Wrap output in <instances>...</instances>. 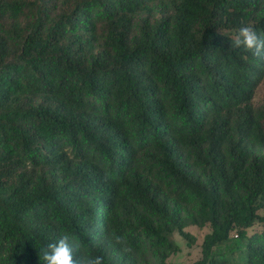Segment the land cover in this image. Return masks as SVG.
<instances>
[{
  "label": "trees",
  "instance_id": "obj_1",
  "mask_svg": "<svg viewBox=\"0 0 264 264\" xmlns=\"http://www.w3.org/2000/svg\"><path fill=\"white\" fill-rule=\"evenodd\" d=\"M244 24L264 37V0H0V264H44L62 233L104 264H164L188 224L209 228L193 264H264V58L231 48Z\"/></svg>",
  "mask_w": 264,
  "mask_h": 264
},
{
  "label": "rangeland",
  "instance_id": "obj_2",
  "mask_svg": "<svg viewBox=\"0 0 264 264\" xmlns=\"http://www.w3.org/2000/svg\"><path fill=\"white\" fill-rule=\"evenodd\" d=\"M252 104L257 112L264 110V79L256 88ZM262 124L264 127V119H262ZM147 179L153 185L157 186L161 198L167 201L172 212L176 213L183 220L188 222L191 220L196 207L189 198L184 200L177 197L176 192L169 186L167 180L163 179L161 175L157 173L148 176ZM259 213L264 214V211H259ZM141 221L142 213L138 211L130 224L134 229L138 230L141 229ZM152 225L155 228L161 226L157 221H153ZM184 231L190 233L195 238V241L189 243L179 236L177 232H172L169 236V240L178 247V251L170 254L164 264H193L201 258L202 239L209 232V228L207 226L199 228L188 224ZM248 232L251 234L252 230ZM139 264H159V260L156 255L149 254L145 259L139 260Z\"/></svg>",
  "mask_w": 264,
  "mask_h": 264
},
{
  "label": "clouds",
  "instance_id": "obj_3",
  "mask_svg": "<svg viewBox=\"0 0 264 264\" xmlns=\"http://www.w3.org/2000/svg\"><path fill=\"white\" fill-rule=\"evenodd\" d=\"M229 40L231 48L243 49L252 56L264 58V37L258 35L253 26H240ZM79 252L72 236L62 233L55 241L39 250V257L44 264H104V258L100 255L82 256Z\"/></svg>",
  "mask_w": 264,
  "mask_h": 264
}]
</instances>
